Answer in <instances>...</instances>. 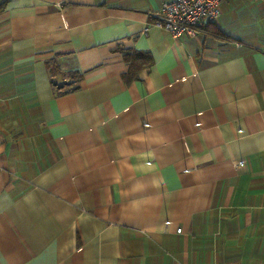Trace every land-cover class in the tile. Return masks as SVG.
Listing matches in <instances>:
<instances>
[{"label":"crops","instance_id":"0c3cea01","mask_svg":"<svg viewBox=\"0 0 264 264\" xmlns=\"http://www.w3.org/2000/svg\"><path fill=\"white\" fill-rule=\"evenodd\" d=\"M163 1L0 0V264H264V0Z\"/></svg>","mask_w":264,"mask_h":264},{"label":"built area","instance_id":"2783aa9c","mask_svg":"<svg viewBox=\"0 0 264 264\" xmlns=\"http://www.w3.org/2000/svg\"><path fill=\"white\" fill-rule=\"evenodd\" d=\"M224 0H166L159 8L155 23L167 30L173 37L193 34L206 22H214L220 14ZM177 229V233H180Z\"/></svg>","mask_w":264,"mask_h":264},{"label":"trees","instance_id":"16d2710c","mask_svg":"<svg viewBox=\"0 0 264 264\" xmlns=\"http://www.w3.org/2000/svg\"><path fill=\"white\" fill-rule=\"evenodd\" d=\"M127 55L128 54L126 53L125 54L126 59H127ZM46 65H47L50 76H52L53 74H60L58 64L55 60H51V61L46 62Z\"/></svg>","mask_w":264,"mask_h":264}]
</instances>
